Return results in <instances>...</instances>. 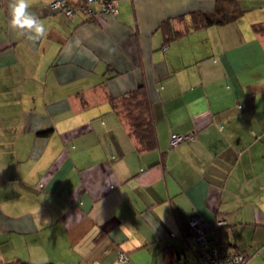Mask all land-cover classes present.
<instances>
[{"label": "crops", "instance_id": "1", "mask_svg": "<svg viewBox=\"0 0 264 264\" xmlns=\"http://www.w3.org/2000/svg\"><path fill=\"white\" fill-rule=\"evenodd\" d=\"M52 1L31 0L47 30L31 41L0 0V262L172 264L200 250L199 215L206 247L264 264V0L198 28L187 12L213 0H117L93 18ZM168 18L182 34L165 42ZM139 84L156 133L142 151L108 98Z\"/></svg>", "mask_w": 264, "mask_h": 264}, {"label": "trees", "instance_id": "2", "mask_svg": "<svg viewBox=\"0 0 264 264\" xmlns=\"http://www.w3.org/2000/svg\"><path fill=\"white\" fill-rule=\"evenodd\" d=\"M212 11L191 10L187 12L191 19V28L205 27L212 24H227L242 15L244 9L238 0H213ZM184 14L175 16L182 19ZM165 42L175 39L182 34V31L173 30L170 18L160 23ZM255 31H260L264 25L256 23L253 25ZM109 101L112 109L126 125L128 133L136 141V148L139 151L156 147V133L151 112V101L147 88L139 84L133 89L122 92L119 95H110ZM41 133H46L42 131ZM0 264H54L51 261L33 262L27 260H9Z\"/></svg>", "mask_w": 264, "mask_h": 264}, {"label": "built area", "instance_id": "3", "mask_svg": "<svg viewBox=\"0 0 264 264\" xmlns=\"http://www.w3.org/2000/svg\"><path fill=\"white\" fill-rule=\"evenodd\" d=\"M98 4L95 9L93 4ZM50 6L55 10L63 11L67 17H71L74 11L84 10L91 18L96 14H117V0H81L78 5H72L67 0H53ZM191 133L173 132L170 135V145L174 146L179 142L188 139ZM193 228V239L201 247L199 251L193 252L187 257L177 259L172 264H246L248 256L245 251L233 248L227 249L220 245L206 247L207 232L209 231L208 223L199 215H193L189 219ZM221 221H217L220 223ZM117 260L126 262L128 255L124 251H119Z\"/></svg>", "mask_w": 264, "mask_h": 264}, {"label": "clouds", "instance_id": "4", "mask_svg": "<svg viewBox=\"0 0 264 264\" xmlns=\"http://www.w3.org/2000/svg\"><path fill=\"white\" fill-rule=\"evenodd\" d=\"M30 8L31 0H9L10 26L14 30H19L22 36L25 32L30 33L27 39L37 41L47 34V30L39 17L29 11ZM118 264L123 262L120 261Z\"/></svg>", "mask_w": 264, "mask_h": 264}, {"label": "rangeland", "instance_id": "5", "mask_svg": "<svg viewBox=\"0 0 264 264\" xmlns=\"http://www.w3.org/2000/svg\"><path fill=\"white\" fill-rule=\"evenodd\" d=\"M127 254V253H126Z\"/></svg>", "mask_w": 264, "mask_h": 264}]
</instances>
